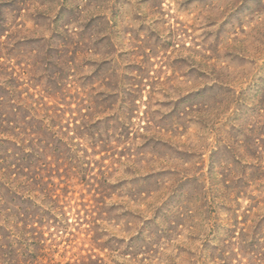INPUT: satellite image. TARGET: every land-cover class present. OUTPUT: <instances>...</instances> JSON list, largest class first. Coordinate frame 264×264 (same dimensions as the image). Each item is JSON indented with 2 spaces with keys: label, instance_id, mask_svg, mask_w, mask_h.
I'll list each match as a JSON object with an SVG mask.
<instances>
[{
  "label": "rangeland",
  "instance_id": "1",
  "mask_svg": "<svg viewBox=\"0 0 264 264\" xmlns=\"http://www.w3.org/2000/svg\"><path fill=\"white\" fill-rule=\"evenodd\" d=\"M32 37L67 42L76 55L63 90L36 62ZM0 86L29 109L47 89L69 132L86 115L104 121L88 128L110 144L94 157H107L103 170L117 185L79 226L67 209L78 228L55 261L264 257V225H253L264 216V0H0ZM89 189L85 202L95 203ZM86 212L98 219L93 231Z\"/></svg>",
  "mask_w": 264,
  "mask_h": 264
},
{
  "label": "trees",
  "instance_id": "2",
  "mask_svg": "<svg viewBox=\"0 0 264 264\" xmlns=\"http://www.w3.org/2000/svg\"><path fill=\"white\" fill-rule=\"evenodd\" d=\"M27 41L36 45L34 51L39 55L36 62L44 73L49 72V82L63 90L65 79L72 76V65L77 64L75 54L68 56L67 42L55 44L44 37L27 38ZM96 77V72H92L82 75L81 79L89 83ZM42 90L47 94L36 101L34 108L38 114H29L28 110L33 107L29 109L23 101L18 105L0 86V264H103L102 259H94L90 254H74V260L67 262H57L54 257L61 250L62 242L75 234L71 228H78L66 214L67 209L77 215L79 226L83 210L90 211L91 206V212L97 213L98 205L104 208L108 192L117 185L109 180V172L103 170L107 157L102 156L100 160L94 157L111 150L110 144L102 145L98 130H90L100 128L104 121L99 115L93 118L86 115V123L75 124L70 131L74 133L72 136L68 125L56 122L64 110L49 104L45 99L51 93L45 88ZM98 93L100 96L101 92ZM90 109L95 111V108ZM111 118L109 115L105 120ZM98 167L102 169L95 172ZM148 177L153 176L148 174ZM89 186L95 191L90 199L95 203L91 204L85 202L87 194L91 193ZM77 193L80 196H76ZM86 213L84 221L88 227L85 229L93 231L95 226L92 225H97L98 219ZM259 224L264 225V216L253 225L259 227ZM259 229L252 231L253 238ZM261 255L264 256V251ZM223 264L230 263L224 261ZM259 264H264V257L259 259Z\"/></svg>",
  "mask_w": 264,
  "mask_h": 264
}]
</instances>
